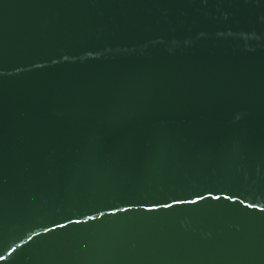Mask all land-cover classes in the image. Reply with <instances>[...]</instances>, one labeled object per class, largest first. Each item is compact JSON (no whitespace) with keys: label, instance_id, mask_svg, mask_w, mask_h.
I'll list each match as a JSON object with an SVG mask.
<instances>
[{"label":"water","instance_id":"1","mask_svg":"<svg viewBox=\"0 0 264 264\" xmlns=\"http://www.w3.org/2000/svg\"><path fill=\"white\" fill-rule=\"evenodd\" d=\"M0 264H264V0H0Z\"/></svg>","mask_w":264,"mask_h":264}]
</instances>
